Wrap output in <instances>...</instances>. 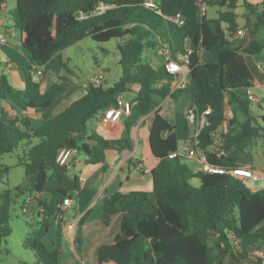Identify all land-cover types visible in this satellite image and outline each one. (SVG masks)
Segmentation results:
<instances>
[{
	"label": "trees",
	"instance_id": "16d2710c",
	"mask_svg": "<svg viewBox=\"0 0 264 264\" xmlns=\"http://www.w3.org/2000/svg\"><path fill=\"white\" fill-rule=\"evenodd\" d=\"M147 1L17 0L12 16L20 44L0 43V52L23 74L24 86L9 81L0 61V182L10 170L1 162L2 156L16 150L25 181L0 190V242L11 234L13 205L19 197L30 196L36 203L32 207L35 228L25 246L33 250L38 264H60L61 251L44 242L53 218L62 213L66 197L87 215L97 193L70 172L71 166L58 162L60 150L83 152V164L105 163L109 149H134L132 129L149 117L150 149L158 161L151 170L153 196L117 191L103 198V224L110 225L114 215L122 214L124 237L98 248V264H248L247 259L260 264L254 251L264 248V188L253 191L229 174L194 170L183 159L168 157L177 149L179 137L161 103L171 94L174 75L163 66L156 69L143 62L142 56L146 48H156L160 42L169 45L173 57L184 52L187 43L192 45L189 75L197 86L192 99L200 110H212L210 124L200 134L201 146L210 163L237 166L235 153L264 138V115L253 110L261 103L238 92L252 90L258 83L245 55L261 57L264 51V8L249 0H154L157 7L146 6ZM6 2L0 0V13ZM204 3L217 6L216 15L200 16ZM240 5L259 35L247 46L234 39ZM177 14L184 24L167 18ZM86 37L98 42L118 40V76L112 86L92 85L54 114L52 106L68 78L60 75L43 91V81L34 82L33 71L43 67L45 76L53 64L65 66L61 52ZM201 52H211L215 60L203 61ZM132 88L136 97L130 114L121 117L122 137L115 143L90 131L88 122ZM38 111L40 123L30 116ZM225 122L229 127L217 149L213 133ZM194 178L200 180L197 187L190 182Z\"/></svg>",
	"mask_w": 264,
	"mask_h": 264
},
{
	"label": "crops",
	"instance_id": "0c3cea01",
	"mask_svg": "<svg viewBox=\"0 0 264 264\" xmlns=\"http://www.w3.org/2000/svg\"><path fill=\"white\" fill-rule=\"evenodd\" d=\"M249 1L254 4H258L260 7L264 8V0ZM7 6L8 4L6 2L2 12L0 13V16L3 15L4 17H6V15H10L11 19L14 21L12 12L15 7L13 9H9ZM240 6L243 7V9L240 11L236 9V12L239 15L237 21L239 24V28H244L246 30L247 37L244 40H241L239 43L241 44V46H247L259 35L252 27V17L247 14V11L244 6ZM146 53L147 51L144 50L143 55H146ZM156 56L158 57L157 54ZM245 56L258 80L256 87L259 86L264 88V67H257V64L259 62H262L264 64L262 56L258 57L248 53ZM201 57L203 61L208 59L206 52H201ZM4 60L7 61V58L3 54V58L0 59V61L3 62ZM9 65H12L13 67L12 72L6 73L8 74V76H12L13 85L18 88H23V74L18 71L13 64ZM160 66L161 62H159L157 67L154 66V68L157 69ZM60 75L61 73H57L58 77ZM47 78L48 80L46 81V84H43V87H46L47 85L46 89L55 81V79L49 77L48 75ZM85 83L86 81L83 85H74L69 81H66L64 91L62 95L58 98L59 100L57 99L58 103L57 100L55 102L56 105H58L56 108H61V110H63L66 106L69 105L70 101L74 97L83 95L87 91V89L84 87ZM69 84H71L73 87H68ZM177 84L178 79L176 78V76H174V80L171 84L170 94L172 97L175 93L178 92V90L188 91L189 89V86L187 89H180L177 87ZM130 91L135 94V99V88H132ZM188 93V97L189 95L190 97L193 96V94H190V92ZM61 97L62 99H60ZM168 97L165 100H167ZM260 98V103L264 102V96H261ZM192 101V97L191 102H189V99L186 100L183 105L182 111L177 112V114L169 113L171 117H168V112H170V106H167V109H163L162 107L164 116L169 120L172 125L175 126L179 140L189 136L193 132V128L188 126L185 116ZM180 114H183V116H181ZM30 116L34 120V122H41V111L34 112ZM146 118L147 117H143L142 119H140L132 129V140L134 141L133 150H117L115 148L109 149L106 152L105 163L97 164H83V161L86 159V155L82 157V159H80L79 157L75 156V153L77 151L73 154L71 160V168L75 169L73 174H78L80 177H86L87 180L85 182H82L83 185L95 189L97 193L91 205L89 206V213L87 215H85V211L80 212L78 210L75 200L72 199V205L62 211L61 215H57L53 218V224L50 227L49 232L45 236L44 242L50 249H58L61 251L60 264H98V248L102 244H113L124 237V233L122 230V214L114 215L110 225L106 226L102 222V203L103 198L106 195L121 191L147 194L150 197L153 196V183L151 172L145 173L143 171L134 170V166L137 164H141L144 168H148L150 170H152L158 164L157 159L151 153L149 144L150 121L146 122V124L141 123L142 120ZM121 123L122 119L112 123L117 128V138V131L121 132L122 129ZM104 136L111 139L107 134H104ZM116 141L113 142L116 143ZM189 159H195V161L198 162V165L196 166L197 169L194 170L201 169L202 164L197 158ZM254 171L258 179H264L263 169L257 167L256 169H254ZM254 184L255 182H253L251 186L254 187ZM255 190L257 189H254L253 191ZM67 214H69V216H67ZM82 220L84 221L82 222Z\"/></svg>",
	"mask_w": 264,
	"mask_h": 264
},
{
	"label": "rangeland",
	"instance_id": "374dc122",
	"mask_svg": "<svg viewBox=\"0 0 264 264\" xmlns=\"http://www.w3.org/2000/svg\"><path fill=\"white\" fill-rule=\"evenodd\" d=\"M8 8L13 9L16 5V0H7ZM218 7L208 6L207 12L209 15H216ZM243 7L239 6L238 11L242 10ZM3 18V19H2ZM0 34H3L7 40V45L12 47H18L20 44V31L15 26L14 21L11 19L10 15L0 16ZM118 40L111 39L106 42H98L90 37H86L78 43L70 46L61 52L60 58L64 62L65 66L55 63L51 66V69L47 72L49 77L55 80L57 79V73H61L68 78V81L72 84L83 85L87 79L94 74L103 72L105 77L103 79L104 88H108L114 83V70L118 69V63L120 59V52L117 47ZM146 55L142 56V61L150 64L152 67L158 66L161 62V58L156 56L157 48H146ZM208 59L205 62L214 61V56L211 52H206ZM264 60V51L261 54ZM3 58V53L0 52V59ZM2 68L6 72H12V65H9L5 60L2 62ZM10 74V73H9ZM47 75L43 78V84H46L48 80ZM10 76V75H9ZM9 81L13 84L12 76L9 77ZM15 83V82H14ZM47 87V85H46ZM43 87V91L46 90ZM68 87H73L71 84ZM260 97L264 96L263 87H254L252 89ZM190 94H195L197 92V86L193 80H189L188 91L178 90L177 93L169 95L167 100L162 101L163 109H167L170 106V112H168V117H171L169 113H176L182 111L183 105L186 100L189 99L191 102ZM238 92L242 95L246 94L245 89H239ZM182 95V96H181ZM135 94L128 90L125 94V98L132 102L134 100ZM62 99V97L60 98ZM59 100V99H58ZM57 100V103H58ZM0 104L3 102L0 101ZM58 105L53 104L52 112L54 114L59 113L61 108H56ZM254 113H259L264 115V102L261 103V107L257 105L253 108ZM183 116V114H180ZM102 113L97 114L88 122V128L90 131L96 130L100 134H107L112 141L118 140L123 135L124 124L121 123V132L117 131L118 138L116 136V127L111 123L105 124L101 120ZM174 118V117H172ZM171 118V119H172ZM150 119L147 117L142 120V124H146ZM228 122L221 127V131L225 132L228 129ZM36 142V140L34 141ZM20 151H13L11 153H6L2 156L1 162L5 165L10 166V170L4 175L3 181L0 182V190L3 189H14L19 184L25 181V172L23 166L19 163L18 153ZM238 160L241 164L248 165L256 169L260 167L264 171V138L257 139L253 146L246 149L244 152H236ZM75 156L82 159L85 156L83 152L77 151ZM190 168L197 169L198 162L195 159H183ZM74 168H71L70 172L73 174ZM87 173V172H86ZM194 186H199L200 180L194 178L191 181ZM264 188V179L255 180L254 187L250 186L251 190ZM26 198L19 197L15 205H13L11 210L10 225L11 234L0 242V264H38V261L34 255L33 250L30 247L25 246V241L32 233L35 228V223L33 222L34 214L33 208L28 209L26 212L23 211V206ZM152 211H155V207H151ZM69 216V214H67ZM45 238V237H44Z\"/></svg>",
	"mask_w": 264,
	"mask_h": 264
},
{
	"label": "built area",
	"instance_id": "2783aa9c",
	"mask_svg": "<svg viewBox=\"0 0 264 264\" xmlns=\"http://www.w3.org/2000/svg\"><path fill=\"white\" fill-rule=\"evenodd\" d=\"M146 6L148 7H157V4L154 0H149L146 2ZM208 5L204 3L200 10L199 15L203 16L207 13ZM167 18L171 21H175L176 23L182 25L184 24V20L181 18V14H177L175 16H167ZM247 37L246 30L244 28H239L234 36V39L239 43L241 40H244ZM0 43L5 44L7 40L3 34H0ZM239 45H241L239 43ZM157 48V55L161 57V66L164 69L176 76L178 79L177 87L180 89H187L189 86L190 80V70H189V63L191 56L193 54V47L190 43H187L185 46V51L182 53L177 54L176 57H173L171 49L169 45L165 42H160V44L156 47ZM258 68H263L264 64L259 62L257 64ZM105 74L103 72H99L97 74L91 75L84 87L89 89L92 85H99L103 82ZM44 78V68L43 67H36L32 74V79L34 82L39 83L42 82ZM245 96L254 103H260L261 98L253 92V90H249L246 92ZM132 102L126 100L125 93H121L117 97V102L115 105L111 106L107 110H105L102 114L101 120L105 124H110L113 122H117L121 119L123 115H129L131 112ZM211 108H207L205 110H200L197 102L194 100L192 101L191 105L189 106L185 116L186 122L188 126L193 128V132L178 141V147L175 151L169 153L168 157L173 158H197L201 165V170L209 173H220V174H229L235 178L243 180L248 186H251L255 180L258 179L253 167L239 164L237 166L232 167H222L219 165H214L210 163L207 159L206 152L201 146V139L200 134L201 131L210 124L209 115L211 114ZM221 131V128L213 133L214 138V145L217 149L219 146L224 142V133ZM219 151V150H217ZM76 152L73 148H63L60 150L57 160L61 165L71 166V160L73 154ZM219 154L222 152L219 151ZM134 170L136 171H143L145 173L151 172L150 169L144 168L141 164H137L134 166ZM87 180L86 177H81V181L85 182ZM73 203L72 198L66 197L63 200L61 205V211H64L68 207H70ZM35 200L32 197H27L23 211L26 212L28 209L32 208L35 205ZM62 213L59 212L57 215H61ZM255 256L258 258L260 264H264V248L256 249L254 251Z\"/></svg>",
	"mask_w": 264,
	"mask_h": 264
},
{
	"label": "water",
	"instance_id": "95a60500",
	"mask_svg": "<svg viewBox=\"0 0 264 264\" xmlns=\"http://www.w3.org/2000/svg\"><path fill=\"white\" fill-rule=\"evenodd\" d=\"M189 70H190V67H189ZM114 77H117L118 76V70H114ZM243 258V257H242ZM247 262L248 264H256V262L254 260H250V259H247Z\"/></svg>",
	"mask_w": 264,
	"mask_h": 264
}]
</instances>
